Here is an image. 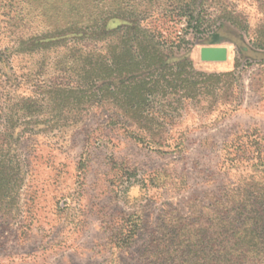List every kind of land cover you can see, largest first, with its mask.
Here are the masks:
<instances>
[{"label": "rangeland", "instance_id": "rangeland-1", "mask_svg": "<svg viewBox=\"0 0 264 264\" xmlns=\"http://www.w3.org/2000/svg\"><path fill=\"white\" fill-rule=\"evenodd\" d=\"M41 5L42 0H0V130L20 123L28 128L17 147L25 166L19 216L0 220V264H154L147 252L166 233L164 224L176 214L203 222L207 212L199 206L214 205L211 194L241 175L223 165L222 145L254 129L264 136V50L249 43L264 33V0H208L200 9L204 27L185 36L187 50L179 57L206 73L237 65L234 111L221 116L228 105L210 112L205 101L187 104L160 148L127 139L120 125L113 127L107 108L85 106L73 123L75 112L51 105L49 88L75 80L67 75L73 64L70 73L64 66L69 44L30 47L51 29ZM163 28L172 32L169 23ZM83 44L86 51L95 45ZM208 46L226 48L227 60L200 62L199 50ZM25 98L40 104L30 121L17 107ZM126 239V247L116 248V241Z\"/></svg>", "mask_w": 264, "mask_h": 264}, {"label": "trees", "instance_id": "trees-1", "mask_svg": "<svg viewBox=\"0 0 264 264\" xmlns=\"http://www.w3.org/2000/svg\"><path fill=\"white\" fill-rule=\"evenodd\" d=\"M51 1L42 0L41 5L51 29L30 47L69 44L64 66L70 73L73 64V74L67 75L75 84L55 83L47 100L57 111L75 112L73 123L85 106L107 108L113 127L120 125L127 139L160 148L162 142L170 141L169 132L187 104L205 101L210 112L228 105L221 116L234 111V85L241 81L237 65L230 72L206 73L179 57L187 50L185 36H196L204 27L200 9L208 0H143L142 4L68 0L65 7L62 0ZM157 9L164 14H157ZM61 10H65L63 16ZM148 10L153 11L148 14ZM226 19L241 30L234 19ZM159 21H163L159 26L151 25ZM166 23L172 25L171 33L165 32ZM258 32L248 38L249 43L264 50V33ZM87 41L95 45L86 51L83 43ZM21 45L29 50L26 42ZM17 107L30 121L39 113L40 104L25 98ZM25 130L21 123L0 130V220L19 216L25 166L17 147ZM221 152L223 165L241 175L225 191L211 194L214 205L199 206L207 212L203 222L178 214L170 224L164 222L166 233L154 239L147 252L154 264H264V136L256 129L245 131L224 143ZM130 235L134 230L126 238L132 239ZM127 239L116 241V248L126 247Z\"/></svg>", "mask_w": 264, "mask_h": 264}, {"label": "water", "instance_id": "water-1", "mask_svg": "<svg viewBox=\"0 0 264 264\" xmlns=\"http://www.w3.org/2000/svg\"><path fill=\"white\" fill-rule=\"evenodd\" d=\"M202 63H224L227 60V49L224 47H202L199 50Z\"/></svg>", "mask_w": 264, "mask_h": 264}]
</instances>
